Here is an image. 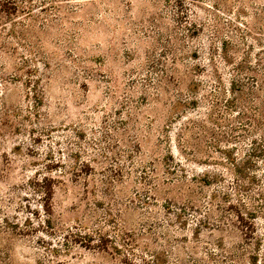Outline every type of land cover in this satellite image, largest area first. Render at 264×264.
Instances as JSON below:
<instances>
[{"label":"rangeland","instance_id":"374dc122","mask_svg":"<svg viewBox=\"0 0 264 264\" xmlns=\"http://www.w3.org/2000/svg\"><path fill=\"white\" fill-rule=\"evenodd\" d=\"M31 1L0 26V264H264V0Z\"/></svg>","mask_w":264,"mask_h":264},{"label":"trees","instance_id":"16d2710c","mask_svg":"<svg viewBox=\"0 0 264 264\" xmlns=\"http://www.w3.org/2000/svg\"><path fill=\"white\" fill-rule=\"evenodd\" d=\"M32 6L31 0H0V26L2 27L7 21H15L20 14L31 15ZM251 94L256 96L253 93ZM246 111L245 115L248 119V125L251 128L259 129V133L256 134L259 135V139L256 136L250 139L249 149L243 162L256 161L258 158L264 161V105L260 107L252 105L246 108ZM234 168L235 171H239L238 163L234 164ZM236 217L242 220L241 214L237 213Z\"/></svg>","mask_w":264,"mask_h":264}]
</instances>
